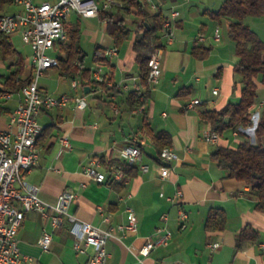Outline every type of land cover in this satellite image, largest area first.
I'll return each instance as SVG.
<instances>
[{"label": "crops", "instance_id": "0c3cea01", "mask_svg": "<svg viewBox=\"0 0 264 264\" xmlns=\"http://www.w3.org/2000/svg\"><path fill=\"white\" fill-rule=\"evenodd\" d=\"M223 1L155 0L166 19L173 22V37L167 42L162 37L161 74L150 88L145 111L141 114L132 113L127 101L130 90H142L132 48L134 38L140 33L137 29L140 18L134 12L120 9L131 35L111 56L105 55V50L114 43L104 21L98 15L85 17L98 20L101 27L88 38L93 50L92 62L84 65L91 70L100 65L106 84L116 85L115 92H106L94 84L86 85L87 89L83 90L73 89V77L60 75L56 66L44 74L52 79L38 83L41 91L53 95L82 93L87 106L80 110L70 101L64 108L39 114L38 122L42 127L37 138L39 159L26 180L39 186V197L49 206L64 189L75 191L70 210L79 219L101 229L125 224L126 207L134 211L137 230L124 235L115 232L107 241L108 264H264V209L257 208L250 186L230 178L227 170L211 158L218 146L255 143L254 128L264 107V83L260 77L256 79L257 94L248 109L247 123L239 126L236 133L226 130L215 144L207 140L212 128L200 116L204 108L218 110L240 99L242 85L234 70L238 59L234 41L229 33L226 36L221 32L222 22L227 27L228 21H217L210 16ZM108 10L115 12L118 7L114 4ZM147 10L152 14L156 9L147 7ZM173 11L179 14L172 18ZM71 17L75 20L71 21ZM244 23L264 42V15L247 16ZM216 27L220 32L217 41L213 38ZM75 28L79 30L83 50L80 20L77 14L71 13L66 31ZM8 36L11 42L13 38L21 40L16 33ZM195 46L208 48L207 54L195 56L192 53ZM96 47L104 50V61L94 60ZM28 55L24 57L25 64ZM51 69L54 76L48 74ZM123 84L128 88L118 86ZM195 98L201 102L187 107ZM16 103L17 98H14L3 104L2 126L6 125L7 116ZM159 131L168 135L167 146L177 155L169 164L166 178L159 175V151L153 142V135ZM132 138L137 139L140 157L131 164V174L125 176V182L98 183L86 175L85 167L93 158L98 159L99 171L106 179L113 168L122 169L120 150L132 144ZM142 165L147 166L146 171L141 170ZM177 190L182 192L180 200L174 198ZM180 209L187 215L184 227L179 219ZM212 210L223 212L222 229H206V219ZM104 216L109 220H104ZM246 226L258 232V239L238 248V236ZM164 229L171 232L168 242L153 248L147 255H140L137 250L146 238L157 239ZM44 230L52 233L46 249L40 245ZM213 242H219L215 249L210 248ZM72 244L68 224L53 230L49 220L38 212L24 213L17 233L18 249L26 256L21 264H88V255L76 252Z\"/></svg>", "mask_w": 264, "mask_h": 264}, {"label": "built area", "instance_id": "2783aa9c", "mask_svg": "<svg viewBox=\"0 0 264 264\" xmlns=\"http://www.w3.org/2000/svg\"><path fill=\"white\" fill-rule=\"evenodd\" d=\"M116 2L117 0H10V5L15 9L0 15V33L18 34L22 42L30 49L27 58L29 77L17 90L0 91V106L17 98L15 107L7 116L5 126L1 124L2 113L0 112V264H21L26 259L17 246V233L26 211L34 210L47 218L53 230L61 228L65 223L68 224V231L73 237L72 246L76 252L88 255V264H108L107 241L115 232L124 235L126 232L137 230V218L130 207H126L128 220L125 224L110 225L106 229H101L79 219L70 210L76 195L75 191L64 189L57 196L56 202L49 206L39 197V186L26 180V175L35 167L39 159L37 138L42 129L38 122L39 114L44 110L64 108L70 101H74L75 107L80 110L87 106L82 93L75 96L53 95L41 91L38 84L40 76L47 69L58 65L57 52L60 45L67 40L66 24L70 14L95 17L100 9L108 10ZM145 2L146 7L153 10L157 8L155 0H145ZM178 14L179 11H173L171 17ZM161 32L166 42L172 39L171 19H165ZM213 38L216 41L220 38L218 27L214 29ZM116 53L115 46L105 50L107 56ZM161 56L162 48H157L148 59L147 87L149 90L159 80ZM91 78L98 82L105 81L100 65L91 70ZM118 86L128 88L126 84ZM71 87L81 90L82 83L78 78H72ZM144 92V88L139 91L136 104L131 109L132 113L141 114L145 111ZM213 93H216V90H213ZM200 102L198 98L192 99L187 107L192 108ZM234 131L236 133L237 129ZM218 137L219 135L212 131L208 133L207 140L215 144ZM62 141L68 144L66 138ZM131 142L132 144L120 150L122 162L125 164H133L140 157L137 139L132 138ZM176 158L177 155L170 146H165L158 152V169L161 178L168 177L169 164ZM141 170L146 171L147 166L142 165ZM84 171L98 183L126 181L120 167L113 168L109 178L106 179L99 171L98 159L94 158L89 161ZM160 195L163 196V193L161 192ZM181 197L182 192L177 190L174 198L180 200ZM186 217V212L180 209L181 227L185 226ZM103 218L106 221L109 220L107 216ZM163 219L166 217L163 216ZM170 236L171 232L164 229L157 239L146 238L137 251L140 255H147L153 248L166 244ZM51 240L52 233L44 230L40 238L41 247L46 249ZM218 246L219 242L210 244L211 249Z\"/></svg>", "mask_w": 264, "mask_h": 264}, {"label": "trees", "instance_id": "16d2710c", "mask_svg": "<svg viewBox=\"0 0 264 264\" xmlns=\"http://www.w3.org/2000/svg\"><path fill=\"white\" fill-rule=\"evenodd\" d=\"M10 5V0H0V15L5 12ZM118 10L100 9L98 16L105 23L106 32L113 40L114 46L118 48L129 39L131 29L126 25L125 18L120 13V9L134 12L140 21L137 23L139 35L132 43L135 52V63L139 70V85L145 89V98L149 94L147 87L148 59L151 53L157 48H163L162 26L166 19L161 8L149 14L145 0H117ZM264 15V0H224L219 8L210 12L212 19L217 21L225 19L228 21V33L234 41L237 62L234 65L235 73L241 83L240 99L237 103H228L218 110L204 108L200 112L203 120L208 122L212 131L222 135L226 130H235L248 121V109L253 104L256 97V79L264 83V42L247 24L244 19L247 16ZM148 23V27L145 25ZM208 48L195 46L192 53L202 57L206 55ZM0 54L2 60H9L14 56V60L7 65L8 73L0 75L1 90H17L18 81L21 76L27 73L24 56L16 50L8 35L0 33ZM85 53L79 44V30H67V40L59 47L58 72L62 76H79L82 81V90L86 85L94 84L101 87L106 92H115L116 85L108 86L105 81H94L91 79V69L84 65ZM95 61H104V50L96 47L94 52ZM27 71V72H26ZM139 90H130L127 101L130 109L136 104ZM0 106V112H3ZM255 143H239L236 147L218 146L211 154V158L216 164L227 170L228 176L242 181L250 186L257 199V208L264 209V107L259 121L254 130ZM153 142L158 151L169 145V137L164 131H159L153 135ZM131 164H123L122 170L125 176H129ZM225 217L221 210H212L205 223L208 230L222 229ZM258 232L250 226L243 228L237 239V247L241 248L247 241L258 239Z\"/></svg>", "mask_w": 264, "mask_h": 264}, {"label": "rangeland", "instance_id": "374dc122", "mask_svg": "<svg viewBox=\"0 0 264 264\" xmlns=\"http://www.w3.org/2000/svg\"><path fill=\"white\" fill-rule=\"evenodd\" d=\"M12 10H13V7L11 5H9L7 7V9L5 10V12H10ZM77 17L80 20L81 46H82V48H83V50L85 52V56H84L83 62H84V64L86 66H89V65H91V62H92V51L93 50L91 48V44L88 43V38H89V36L93 35L94 31H98V29L101 26H100L98 20H96V19H87V18L82 17L80 15H77ZM74 20H75V18L71 17V21H74ZM221 32L223 33V35L228 36L226 23L224 21L222 22V31ZM12 44L16 48L17 51L22 53V55L24 57L26 55H28L29 49H28V47L26 45H24L22 43V41L20 39L13 38L12 39ZM14 59H15L14 56H12L9 60L4 61V60H2L1 54H0V75H4V74L8 73L7 65L10 63V61H13ZM26 65H27V61H26ZM26 69L28 71L29 67L27 66ZM45 72L40 76L38 83H41L42 80L48 78L46 75H44ZM50 72L51 73H48V74L54 76V70H52ZM22 76H24V77L27 76V73L23 74ZM22 76H21V78L18 81V86L22 85L27 79V78H23ZM48 79H52V78H48ZM11 100H13V99H11Z\"/></svg>", "mask_w": 264, "mask_h": 264}, {"label": "water", "instance_id": "95a60500", "mask_svg": "<svg viewBox=\"0 0 264 264\" xmlns=\"http://www.w3.org/2000/svg\"><path fill=\"white\" fill-rule=\"evenodd\" d=\"M145 25L148 27V23L147 22H145ZM85 89H87V86H85Z\"/></svg>", "mask_w": 264, "mask_h": 264}]
</instances>
